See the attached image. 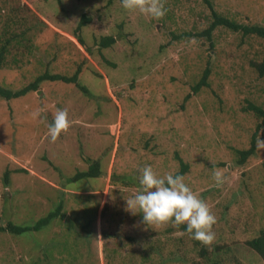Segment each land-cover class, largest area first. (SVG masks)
Segmentation results:
<instances>
[{
    "label": "rangeland",
    "instance_id": "1",
    "mask_svg": "<svg viewBox=\"0 0 264 264\" xmlns=\"http://www.w3.org/2000/svg\"><path fill=\"white\" fill-rule=\"evenodd\" d=\"M6 1L27 5L43 24L35 39L9 48L0 85L18 90L46 69L70 77L80 68L78 82L89 94L74 84L43 81L23 97L0 98V224L37 222L60 200L63 215L23 235L28 250L1 233L0 264H29L36 247L50 264H71L61 258L76 244V264H106L105 253L116 247L137 264H205L201 247L222 264H263L245 243L264 224V149L255 142L254 155L242 165L235 155L249 148L254 134L264 135L247 110L249 103L264 109V77L250 66L261 59L263 44L223 28L212 33L213 46L174 42L170 32L206 28L208 3L237 23L264 26V0H164L167 12L159 19L125 10L120 0ZM82 14L90 18L81 27L86 45L118 33L112 48L91 53L77 41L72 33ZM116 53L124 59L116 61ZM206 66L211 85L192 94ZM57 109L67 110L71 124L52 142L47 123ZM93 165L97 176L89 175ZM145 165L159 175L186 166L185 183L217 218L210 245L192 239L183 225H145L126 210ZM214 171L225 177L219 187ZM132 179L131 186L121 182ZM49 236L62 244H50ZM58 244L69 245L61 256Z\"/></svg>",
    "mask_w": 264,
    "mask_h": 264
},
{
    "label": "trees",
    "instance_id": "2",
    "mask_svg": "<svg viewBox=\"0 0 264 264\" xmlns=\"http://www.w3.org/2000/svg\"><path fill=\"white\" fill-rule=\"evenodd\" d=\"M207 7L209 9V17L207 19L206 28L199 31L197 28L196 30L194 28V31L187 30L181 33H178V31H171L170 32L171 40L174 42L175 41L185 42V40L187 39H196L198 41L202 40V42L208 41L210 46H213L212 33L218 28H223L228 30L229 32L238 33L242 38L254 37L262 42L263 51H262L261 59L259 61L257 60L251 61L250 66L257 73L258 77H264V26L259 24L249 25L246 23H237L234 20L228 19L225 16H221L220 14L216 13L213 10L210 3L207 4ZM89 21L90 18L88 16H86L85 14L81 15L80 20L72 33L77 38V41L82 46L86 47L87 51L91 53L93 50L103 51L104 49L112 48V46L115 44L117 40V37L120 38V35L118 33L115 34L108 33L105 35H101L93 42L92 46L88 47L86 45L81 35V27L87 25ZM40 24L43 23L40 21L39 17H37L34 11L27 5L22 3H17L16 5H12L6 0H0V68L3 66L5 56L8 53L9 48L16 44H21L24 40H26L25 39L26 37L29 38L27 39V41L35 39L36 35L39 33L38 31L40 30ZM32 47H33V43H31L28 46V50L30 51ZM121 53H116L115 56L116 61H122L121 59H124L121 56ZM101 56L103 61L106 62V64L110 65L112 69L116 67L115 63L107 60L104 55ZM201 71L202 72L198 77V79L194 81L191 85L192 94L197 93L203 87L207 88L211 85L209 81V76H210L209 66H206ZM79 73H80V68H78L77 71L72 76L69 77L67 75H62L58 73H50L48 69H46L45 71H43V73L38 75L31 83L18 90H11L0 85V98L9 101L12 99L23 97L27 92H35L38 88V85L43 81L74 84L84 94L87 95L89 94L88 93L89 90L87 89L88 87L81 85L80 82H78ZM191 93L190 95H192ZM247 110L251 111L260 120L259 124L257 125V130L260 129L264 130V109L249 103L247 106ZM255 136H256L255 134L252 136V139L250 141V146L248 149L235 151V155L237 156V161H236L237 165H242L249 157L254 155L255 142H256ZM34 162H36V159L34 160ZM93 167H95L96 169H93L94 171H90L89 175H95V176L99 175L100 171L98 166L93 165ZM23 171L25 170L24 169L20 170V172ZM185 172H186V166L182 165L180 171L177 172L176 174L184 175ZM85 175L87 174L80 173L78 174L77 177H81V176L83 177ZM3 178H4V183L6 184L7 173H4ZM121 182L125 186H131V184L134 183L135 181L134 179H132L130 183L126 181H121ZM61 204L62 201L60 200L54 211L49 212L46 216L40 218L37 222L31 223L29 225L28 224L22 225L14 222H7L6 225L0 224V234L5 233L10 235L12 239L19 244V248H22V250H28L29 247L24 246L23 245L24 241H20L19 239L24 238L25 236L23 235H26L28 233H32V232L38 233V231H41L44 227L50 226L51 221L53 219L60 216L62 217L63 215L59 211L62 209ZM180 227L181 229H184V225ZM77 231L80 232V235L86 234L85 227L83 228L77 227L76 232ZM48 239L49 241L51 240L50 244H52V241H55V239H52L51 236H49ZM55 242H59V240L56 239ZM61 244H58L60 246V249L58 250V256L64 254V252L67 250L69 246L67 244H64V246L62 247ZM245 244L248 246L249 249L254 251L259 256V258L264 264V224L259 229L257 235L251 238L250 240L246 241ZM149 247H150V251H152L153 247L150 245ZM75 248H77V244L72 245L71 249L73 250L71 251L68 250L67 255L62 257L61 260H64L65 258H69L70 260L68 262H70L71 264H76L74 261H76L77 260L76 258H78L79 256L78 254L75 253L76 252L74 251ZM37 252L40 254L39 249L37 247H36V252L34 250L31 253L29 252L30 253L29 264H42V262H44V264H50L47 261L48 257L45 256L44 258H42L39 256ZM125 253L126 252H123L118 247H116L115 250H110L109 252H106L105 253L106 264H119L120 260L122 261L121 264H137L136 257L133 254L132 256L134 257H130L129 259L124 255ZM213 253L214 252L208 255L206 247H201L199 254L205 260L204 262L205 264H222L223 259L217 255H213ZM149 256L150 258L153 257V252H150ZM146 257H147V253L144 255V257H142V259L146 260Z\"/></svg>",
    "mask_w": 264,
    "mask_h": 264
},
{
    "label": "clouds",
    "instance_id": "3",
    "mask_svg": "<svg viewBox=\"0 0 264 264\" xmlns=\"http://www.w3.org/2000/svg\"><path fill=\"white\" fill-rule=\"evenodd\" d=\"M120 3L125 10L156 19L167 12L164 0H120ZM70 124L67 110L57 109L52 121L47 123L50 141L55 142ZM256 145L264 149V135L257 136ZM213 179L219 187L225 177L220 171H214ZM138 185L135 195L125 200V206L132 215H139L142 223L184 225V231L203 245L215 240L213 226L217 218L208 204L185 183L182 174L159 175L151 165H145L139 170Z\"/></svg>",
    "mask_w": 264,
    "mask_h": 264
}]
</instances>
